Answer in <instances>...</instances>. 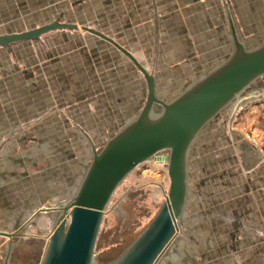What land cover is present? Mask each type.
Returning <instances> with one entry per match:
<instances>
[{"label": "crops", "instance_id": "obj_1", "mask_svg": "<svg viewBox=\"0 0 264 264\" xmlns=\"http://www.w3.org/2000/svg\"><path fill=\"white\" fill-rule=\"evenodd\" d=\"M54 21L78 29L0 47V229L8 231L39 213L41 186H65L81 176L76 168L86 171L90 139L98 148L137 111L132 94L146 100L132 60L82 26L116 39L149 72L175 78L206 75L232 54L235 36L247 48L264 44V0H0V35ZM239 136L236 192L192 210L166 264H264V151Z\"/></svg>", "mask_w": 264, "mask_h": 264}, {"label": "water", "instance_id": "obj_2", "mask_svg": "<svg viewBox=\"0 0 264 264\" xmlns=\"http://www.w3.org/2000/svg\"><path fill=\"white\" fill-rule=\"evenodd\" d=\"M55 29L74 30L78 25L54 21L0 35V47L40 39ZM82 29L126 54L145 77L148 92L140 112L109 137L100 150L90 139L91 161L70 203L53 223L41 264H93L100 225L113 193L134 169L150 159L167 163L169 189L165 202L115 264H158L180 232L179 221L188 197L191 148L203 129L264 75V44L247 48L234 34L232 54L168 101L158 96L155 76L116 39L89 26ZM157 104L162 106L159 113L155 112ZM49 210V207L40 208L41 212ZM19 223L14 231L0 229V235L9 239L4 264L10 263L12 240L19 235Z\"/></svg>", "mask_w": 264, "mask_h": 264}, {"label": "rangeland", "instance_id": "obj_3", "mask_svg": "<svg viewBox=\"0 0 264 264\" xmlns=\"http://www.w3.org/2000/svg\"><path fill=\"white\" fill-rule=\"evenodd\" d=\"M154 65L156 67V63ZM216 65L217 63L211 68ZM151 73L157 75L158 96L168 101L201 78L193 75L167 77L157 69H152ZM245 96L247 98L242 96L221 111L219 116L203 129L191 148L188 158L187 198L190 201L186 203L183 217L179 221L180 234L177 242L185 240L187 221L194 208L201 213L202 203L208 208L212 200L218 201L236 192V184L240 182L242 174L239 172V163H233L235 159L232 157V151L234 152V146L239 141V134L264 151V75L245 93ZM137 100L141 102L135 114L130 116V120L144 105L143 98L134 93L131 95V109L137 105L135 104ZM161 110L162 106L157 104L155 112L159 113ZM117 129L107 134L103 140L99 139V150L106 140L117 132ZM232 131L235 132L234 136L229 135ZM84 153L82 161H91L90 155H87L86 151ZM66 168L67 171L71 170L68 166ZM84 169L76 168L74 171L76 176L80 174L82 176ZM81 176L76 178L77 180H68L65 186L54 188H47L45 184L41 186L40 190L43 192L41 208L50 207L55 201L69 202ZM168 189L167 163L150 159L134 169L117 187L107 206L96 241L93 264H115L120 260L158 213L165 202ZM48 192L56 195L54 201L47 199ZM32 217L19 232L20 234L14 238L9 264L42 263L48 246L47 235L51 233L54 221L51 213L41 211ZM2 220L0 212V227H6L3 226ZM29 226H35V230H30L33 227ZM172 250L170 248L158 264H166V261L174 259ZM7 252L8 238L0 235V264H4ZM215 263L216 261H212V264Z\"/></svg>", "mask_w": 264, "mask_h": 264}, {"label": "flooded vegetation", "instance_id": "obj_4", "mask_svg": "<svg viewBox=\"0 0 264 264\" xmlns=\"http://www.w3.org/2000/svg\"><path fill=\"white\" fill-rule=\"evenodd\" d=\"M54 201V199H53ZM67 203L69 204L70 203V200L69 202H65V201H55L50 207H49V211L45 212L47 214H50L52 215L53 217V221L55 222V220L57 219V217L63 212V207L67 205ZM32 221V220H31ZM30 222V217L28 219H25V222L23 223H19V230H18V233L21 232V230L25 227V225ZM53 222V223H54ZM53 226V225H52ZM20 234V233H19ZM17 237V236H16ZM15 238V237H14ZM14 238L12 240V243L14 241Z\"/></svg>", "mask_w": 264, "mask_h": 264}, {"label": "bare ground", "instance_id": "obj_5", "mask_svg": "<svg viewBox=\"0 0 264 264\" xmlns=\"http://www.w3.org/2000/svg\"><path fill=\"white\" fill-rule=\"evenodd\" d=\"M84 175V174H83ZM83 175H82V177H83ZM82 180V179H81ZM80 183V182H79ZM79 185V184H78ZM78 185L76 186V189H77V187H78ZM76 192V191H75ZM75 194V193H74Z\"/></svg>", "mask_w": 264, "mask_h": 264}, {"label": "built area", "instance_id": "obj_6", "mask_svg": "<svg viewBox=\"0 0 264 264\" xmlns=\"http://www.w3.org/2000/svg\"><path fill=\"white\" fill-rule=\"evenodd\" d=\"M163 163V162H162Z\"/></svg>", "mask_w": 264, "mask_h": 264}]
</instances>
